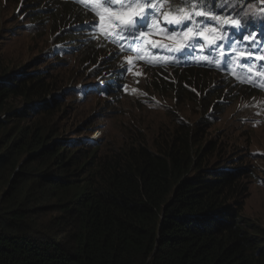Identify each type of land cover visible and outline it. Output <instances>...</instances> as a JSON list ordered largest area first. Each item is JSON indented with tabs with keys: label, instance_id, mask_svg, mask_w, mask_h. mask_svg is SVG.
I'll return each mask as SVG.
<instances>
[{
	"label": "trees",
	"instance_id": "16d2710c",
	"mask_svg": "<svg viewBox=\"0 0 264 264\" xmlns=\"http://www.w3.org/2000/svg\"><path fill=\"white\" fill-rule=\"evenodd\" d=\"M6 1L26 7L30 20L43 16L58 45L52 66L33 71L10 68L0 53V264H264V224L242 209L253 176L247 151L238 153L228 136L221 141L207 135L225 101L264 91V78L253 72L264 73V61L246 59L242 52L248 49L237 43L226 49L222 68L181 63L174 80L152 72L147 93L129 99L138 107H154L156 94L160 102L173 101L167 124L147 139L131 123L120 140L100 149L98 141L70 139L92 126L84 120L73 127L69 115L64 119L65 99L72 94L81 100L76 93L56 94L66 81L93 82L108 61L74 27L99 18L72 0ZM259 1L216 0L209 15L231 20L233 9L244 7L261 46L252 53L264 55ZM233 32L228 27L225 33ZM229 67L245 81H236ZM184 107L202 113L192 120Z\"/></svg>",
	"mask_w": 264,
	"mask_h": 264
},
{
	"label": "rangeland",
	"instance_id": "374dc122",
	"mask_svg": "<svg viewBox=\"0 0 264 264\" xmlns=\"http://www.w3.org/2000/svg\"><path fill=\"white\" fill-rule=\"evenodd\" d=\"M259 3L264 4V1L261 0ZM25 10L26 7L20 10L15 4L0 0V53L2 58L10 68H25L26 71L41 69L48 65L52 66L50 63L55 61L52 52L57 45L55 34L49 33L48 25L41 23L44 19L43 16L40 20H30V15ZM30 22H33L34 26L30 31H27L25 26ZM39 23L41 24L39 25ZM231 27L236 30L235 26ZM157 40L161 41V38H157ZM255 48L259 49L261 46L259 44L252 45V49ZM256 58L258 60L259 55H256ZM54 65L56 64L54 63ZM74 65L75 62L72 60L68 69L73 70ZM61 71H65V69ZM85 86L86 83L80 81H66L63 88L56 94L62 92V94L65 92L66 96L72 92L77 94L81 100L75 99L72 94L67 97L64 96L66 97L65 104L68 105L64 110V119L68 118L67 115H69V124L73 127L82 124L84 120L89 122L92 127L87 132H80V137L96 139L100 142V149H103L113 139L120 140L122 132H125L123 130H126L131 123L137 124L146 138L151 139L158 126L168 122L169 116L166 114L170 109L168 104L173 103L168 98L160 102L159 100L162 98L156 94L154 107L144 104L138 107L137 102L123 98L118 104L112 105L115 107V110L112 111L108 105L104 104L103 98H98L92 94H82ZM145 102L147 103V101ZM240 102L241 100L237 96L225 101V105H223L225 109L220 116L213 117V125L208 130L207 135L215 139L222 136L221 141H226L225 137L228 136L231 143L234 144L233 147L238 149V153L247 151L253 176L251 184L248 185L247 194L243 198L242 209L243 213L252 220L264 224V123L260 125L257 120L256 123L252 124L253 126L241 124L237 119L243 117L245 111L239 107L241 106ZM184 108L183 114L192 120H195L202 113V111L194 113L190 107ZM254 109L252 107V117L256 120L258 116ZM190 110H192V114L189 115ZM66 121L68 122L69 119ZM239 126H243V129L239 130ZM72 134L70 139L80 138L74 137L77 135Z\"/></svg>",
	"mask_w": 264,
	"mask_h": 264
},
{
	"label": "snow or ice",
	"instance_id": "6c2138e0",
	"mask_svg": "<svg viewBox=\"0 0 264 264\" xmlns=\"http://www.w3.org/2000/svg\"><path fill=\"white\" fill-rule=\"evenodd\" d=\"M76 2L83 3V0ZM210 2L212 8H215L216 0H174L179 6H166L163 0H123L119 6L115 0H92L90 7L99 18V23L95 26L99 27L102 38L118 46L120 51L134 52L138 58H143L140 46L145 43L148 35L162 36L177 45L173 48L171 45L150 40L148 43L152 50L168 48L174 52L185 48L195 50L201 36L203 41L200 43L210 41V46L216 47L224 45L231 48L234 44H243L245 40H249V46L256 43L252 18L246 16L244 7H240L239 11L233 9V19L221 20L222 13L209 15L212 13ZM224 6L227 7V4ZM84 7L87 9L89 5L85 4ZM197 17L202 18L203 22L197 20ZM260 19L264 23V16ZM194 23L198 26L195 30ZM209 24L212 27L205 33L204 29L208 28ZM230 26H235L236 31L242 35L236 37L224 34ZM217 27L220 28V34L216 33ZM113 31L114 35H111ZM245 33L246 35H243ZM152 54L155 55V52ZM145 62L151 63L150 60ZM127 63L132 65L134 62L129 58Z\"/></svg>",
	"mask_w": 264,
	"mask_h": 264
},
{
	"label": "clouds",
	"instance_id": "9594fccd",
	"mask_svg": "<svg viewBox=\"0 0 264 264\" xmlns=\"http://www.w3.org/2000/svg\"><path fill=\"white\" fill-rule=\"evenodd\" d=\"M72 1L74 2V5L79 8V10L82 8V6L77 3L76 0ZM119 2L116 3L117 6ZM87 13H89V15H92L88 10L85 11V15H87ZM98 23L99 19L87 17V19L83 20L82 22H76L74 24V27L82 30L81 36L83 37V39L89 37V40H93L95 47H100L103 50V52L101 53H106V55H108L107 59H105L108 61H102V63L100 64V66H102L100 74L96 78H94L93 82L86 84L84 92H82V94H92L94 96H97L98 98H103V100L105 101L104 104L108 105L112 111L115 110V107H112V105L118 104L121 99H136L142 96L143 93L146 94L147 91L144 89V86L147 85V82L151 79L152 72L158 73L159 76L167 80L176 79L174 72L178 68L179 64L185 63L188 60L189 56L192 55L193 57L195 52L192 49V53L187 56L184 55V52H181L179 54V52L170 51L168 48H158L152 50L148 41L155 40L157 36L148 35L145 43L140 46L142 49L141 56L143 58H138L134 52L120 51V48L118 46L108 42L106 39H103L100 34L99 27L95 26L98 25ZM29 24L27 26H29ZM110 34L114 35V31ZM158 38H162V36H158ZM199 39L203 40V37H200ZM164 41L165 42L160 43L171 45L173 48L177 46L174 42L166 40L165 38ZM56 43L58 45V42ZM200 48L205 49V46L202 45ZM153 51L155 52V55L160 51H168L171 55H175V58H173V60L168 58L162 61H158L154 58L155 55L152 54ZM178 54L180 55L179 59L176 58V55ZM99 57L101 58V56ZM129 58H131L134 62L132 65H129L127 63ZM146 60H150L151 63L145 62ZM125 69L130 70L125 71ZM229 69L231 71L230 67ZM162 70H165V72L161 73ZM249 71L253 70L251 69ZM253 72L255 73L256 77L264 78V73H262L261 71L256 70ZM231 73L234 75L236 81H242L241 78L237 76V73H233L232 71ZM258 74L261 75L259 76ZM255 102L257 103L254 104ZM240 107L242 108V111H245L243 113V120L245 121L244 124L253 126L252 124L256 123L257 120V123H259L260 125L264 123L263 90H261L258 94L249 97V99L243 100ZM252 107L255 108L254 112H257L258 118L256 120H254V118L252 117ZM80 138H82L86 142L97 141L96 139L89 137L88 139H84L86 137ZM80 138H77L76 140H80Z\"/></svg>",
	"mask_w": 264,
	"mask_h": 264
}]
</instances>
